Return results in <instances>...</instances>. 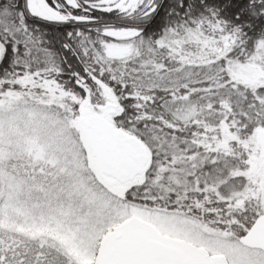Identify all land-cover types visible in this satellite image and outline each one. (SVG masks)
Wrapping results in <instances>:
<instances>
[{"label":"snow or ice","instance_id":"snow-or-ice-1","mask_svg":"<svg viewBox=\"0 0 264 264\" xmlns=\"http://www.w3.org/2000/svg\"><path fill=\"white\" fill-rule=\"evenodd\" d=\"M0 264H264V0H0Z\"/></svg>","mask_w":264,"mask_h":264}]
</instances>
